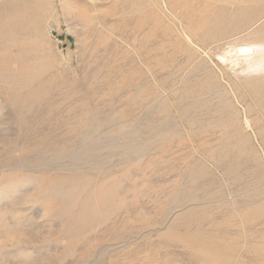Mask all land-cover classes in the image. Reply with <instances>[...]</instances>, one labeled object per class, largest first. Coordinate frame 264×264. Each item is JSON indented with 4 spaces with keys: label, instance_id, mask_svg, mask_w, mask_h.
Segmentation results:
<instances>
[{
    "label": "rangeland",
    "instance_id": "1",
    "mask_svg": "<svg viewBox=\"0 0 264 264\" xmlns=\"http://www.w3.org/2000/svg\"><path fill=\"white\" fill-rule=\"evenodd\" d=\"M263 42L264 0H0V264H264Z\"/></svg>",
    "mask_w": 264,
    "mask_h": 264
},
{
    "label": "bare ground",
    "instance_id": "2",
    "mask_svg": "<svg viewBox=\"0 0 264 264\" xmlns=\"http://www.w3.org/2000/svg\"><path fill=\"white\" fill-rule=\"evenodd\" d=\"M264 43V42H263ZM263 46V44H260V43H253V44H251V45H247V46H243V47H241V49H240V51H241V53L243 54V57L244 56H247V60H248V56H249V58H250V55H253L254 53H255V55L254 56H256V54L258 53L257 52V47H261V48H263L262 47ZM259 50V49H258ZM253 57V56H252ZM251 57V58H252Z\"/></svg>",
    "mask_w": 264,
    "mask_h": 264
}]
</instances>
